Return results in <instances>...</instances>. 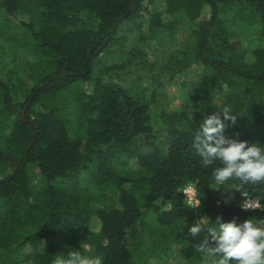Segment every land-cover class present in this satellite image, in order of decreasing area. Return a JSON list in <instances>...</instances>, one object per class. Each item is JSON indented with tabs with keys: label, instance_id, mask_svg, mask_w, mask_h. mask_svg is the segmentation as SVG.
Listing matches in <instances>:
<instances>
[{
	"label": "trees",
	"instance_id": "1",
	"mask_svg": "<svg viewBox=\"0 0 264 264\" xmlns=\"http://www.w3.org/2000/svg\"><path fill=\"white\" fill-rule=\"evenodd\" d=\"M136 34L177 48L158 68L126 50ZM7 47L36 60L26 78L0 62V264H53L70 250L149 264L176 249L203 264L204 233L188 232L198 219L264 216L242 211L240 191L211 189L218 164L203 167L192 147L224 104L238 114L229 138L264 143V0H0V61ZM113 50L140 59L132 83L110 75L125 63L99 67ZM191 72L199 96L219 101L154 115L163 78ZM189 182L196 209L177 192ZM244 190L255 197L264 185Z\"/></svg>",
	"mask_w": 264,
	"mask_h": 264
},
{
	"label": "clouds",
	"instance_id": "2",
	"mask_svg": "<svg viewBox=\"0 0 264 264\" xmlns=\"http://www.w3.org/2000/svg\"><path fill=\"white\" fill-rule=\"evenodd\" d=\"M237 120L238 114L231 105L220 106L218 111L205 115L199 123L192 147L203 167L218 164L212 170L211 189L226 193L231 189L240 191L244 197L242 211L264 212V191H258L253 197L244 190L246 185H264V143L229 138L226 130ZM177 192L186 197L184 204L187 207H200L201 199L197 198L200 193L194 183L182 185ZM166 207L171 209L172 204ZM188 232L192 237L204 233L197 245V250L203 254V264H209V257L216 258L212 264H264V216L251 215L243 222L217 218L213 223L205 215L192 224ZM53 264H103V260L100 256L70 250L66 255H56Z\"/></svg>",
	"mask_w": 264,
	"mask_h": 264
},
{
	"label": "rangeland",
	"instance_id": "3",
	"mask_svg": "<svg viewBox=\"0 0 264 264\" xmlns=\"http://www.w3.org/2000/svg\"><path fill=\"white\" fill-rule=\"evenodd\" d=\"M206 14L203 15V18ZM183 33V32H182ZM179 40V39H177ZM247 43V42H245ZM178 42L161 49L160 41L158 39H151L147 41H142L139 39V35L131 36L130 41L126 44V50H142L145 52L152 62H155L159 68L165 61L169 54L177 48ZM128 56L121 54V52L110 51L102 57V61L99 67L103 63L108 65H116L125 63V68L122 70H117L110 74L113 80L118 81L124 85L130 84L134 81L135 77L141 73V66L139 64L140 59L134 60L132 64H129ZM133 58V57H132ZM36 60V57L30 54L28 51H15L7 47L6 52L1 55V65L2 68L18 70L22 78L27 77V68L31 63ZM197 69H195L196 71ZM185 85H182V82ZM164 86L158 90L157 103L153 107L154 115H157L161 110H183L189 108V113L193 114V109L191 106H195L197 109H202L210 104L219 101V98L207 100L203 96H199L198 91V77L196 73L191 72L186 77V80L180 79L174 83L169 82L167 78L162 80ZM214 259H212L213 261ZM149 264H188L184 259L182 251L176 249L171 256L164 259L153 258L150 260Z\"/></svg>",
	"mask_w": 264,
	"mask_h": 264
},
{
	"label": "water",
	"instance_id": "4",
	"mask_svg": "<svg viewBox=\"0 0 264 264\" xmlns=\"http://www.w3.org/2000/svg\"><path fill=\"white\" fill-rule=\"evenodd\" d=\"M135 10H136V9L134 8V9H133V12H135ZM127 16H128V14L122 16L121 18H119V20L116 22V25H117L122 19H125ZM108 40H109V38L104 42L103 46H101V47L99 48V50L97 51V54H99V53L102 51L103 47L107 44ZM64 75H66V74H62V76H64ZM54 77H55V76H54ZM25 113H26V110L23 112L22 120H24ZM30 122H32V121H30ZM32 143H33V142L30 143L29 150H30V147L32 146ZM29 150H28V151H29ZM26 159H27V158H26ZM26 159H25V161H26Z\"/></svg>",
	"mask_w": 264,
	"mask_h": 264
},
{
	"label": "built area",
	"instance_id": "5",
	"mask_svg": "<svg viewBox=\"0 0 264 264\" xmlns=\"http://www.w3.org/2000/svg\"><path fill=\"white\" fill-rule=\"evenodd\" d=\"M186 197H184V199H185ZM198 198V197H197ZM199 199V198H198ZM243 202H244V199H243V201H242V203H241V208H242V205H243Z\"/></svg>",
	"mask_w": 264,
	"mask_h": 264
}]
</instances>
